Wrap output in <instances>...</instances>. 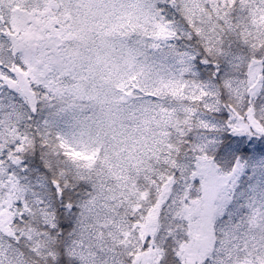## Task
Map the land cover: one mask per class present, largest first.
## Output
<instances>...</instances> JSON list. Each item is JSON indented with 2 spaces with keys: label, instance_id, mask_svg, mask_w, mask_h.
Masks as SVG:
<instances>
[{
  "label": "snow or ice",
  "instance_id": "snow-or-ice-1",
  "mask_svg": "<svg viewBox=\"0 0 264 264\" xmlns=\"http://www.w3.org/2000/svg\"><path fill=\"white\" fill-rule=\"evenodd\" d=\"M0 264H264V0H0Z\"/></svg>",
  "mask_w": 264,
  "mask_h": 264
}]
</instances>
